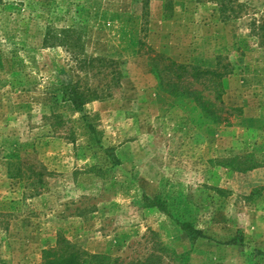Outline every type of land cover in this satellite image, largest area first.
Listing matches in <instances>:
<instances>
[{
    "label": "rangeland",
    "instance_id": "374dc122",
    "mask_svg": "<svg viewBox=\"0 0 264 264\" xmlns=\"http://www.w3.org/2000/svg\"><path fill=\"white\" fill-rule=\"evenodd\" d=\"M143 2L0 0V264H40L58 235L120 264H264V0H225L223 15L217 0ZM63 28L120 72L91 70L109 95L82 111L60 94L71 50L43 40ZM218 59L231 70L220 99L190 75L168 90L169 61ZM11 151L46 168L40 194L7 176Z\"/></svg>",
    "mask_w": 264,
    "mask_h": 264
},
{
    "label": "trees",
    "instance_id": "16d2710c",
    "mask_svg": "<svg viewBox=\"0 0 264 264\" xmlns=\"http://www.w3.org/2000/svg\"><path fill=\"white\" fill-rule=\"evenodd\" d=\"M225 0H217L218 11L221 15L225 14ZM144 0L143 6H146ZM225 17V16H224ZM44 44L50 45H64L69 48L72 53V59H74V80L71 84L61 86L60 94L63 100H66L72 104L76 111H82L83 106L94 99L103 98L107 95L106 90L100 89L96 86H92L89 83V73L92 69H96V72L92 74L94 77L101 73V68H110L107 75L111 74L112 79L120 75V72L112 67L113 60L98 57H87L83 56L80 51V40L81 36L77 31L72 28H63L59 32L56 30L47 31L44 34ZM219 58V57H218ZM99 66V68H98ZM190 64H176L175 62L169 61L166 64V70L174 71L176 73V81L171 82L168 80L165 84L171 87L168 89L171 93H176L179 90V79L184 75H190L196 80L204 81H215V98L220 99L223 90L221 86V79L228 75L231 70L228 68V64H222L218 59L215 68H207L204 70L197 69ZM179 69V70H178ZM162 72V71H161ZM161 72H157L160 84H164ZM102 74V73H101ZM108 88V85H107ZM192 93H198L191 91ZM198 99V98H195ZM221 102V101H220ZM199 104L202 112L206 117L213 118L214 122H219L222 118L220 112L211 111L199 100ZM60 116V115H57ZM105 152L112 156V161L115 163V157L110 153V149H106ZM6 173L9 178L17 179L32 186V195H38L46 189L47 182L45 180L46 168L43 166L41 169H37L34 164H28L24 160L19 152L11 151L5 158ZM150 204H154V201L149 199ZM180 228L185 232L186 236L191 240L195 241L203 234L200 230L196 229L189 222H179ZM161 257L156 253L149 254L144 260H137L135 262H128L127 264H159ZM40 264H120L118 260L110 258L106 254L90 253L76 244L70 242L67 238L62 235H58L56 238V244L49 248L42 250L41 263Z\"/></svg>",
    "mask_w": 264,
    "mask_h": 264
}]
</instances>
